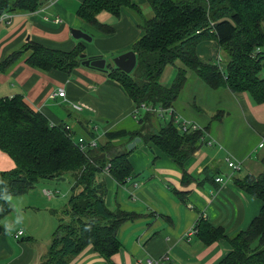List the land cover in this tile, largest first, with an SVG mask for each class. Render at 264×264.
<instances>
[{
	"label": "crops",
	"instance_id": "1",
	"mask_svg": "<svg viewBox=\"0 0 264 264\" xmlns=\"http://www.w3.org/2000/svg\"><path fill=\"white\" fill-rule=\"evenodd\" d=\"M134 1L148 15L153 13L148 0ZM82 2L49 0L32 13L15 14L10 24H0V63L29 37L49 48L61 50H72L82 44L87 55L93 57L110 54L115 57L134 49L143 32L128 10H123L121 17L108 11L99 14L101 22L115 28V33L105 35L93 26L83 24L78 15ZM57 18H62L63 22L57 23ZM73 27L87 30L96 39L93 37L91 43L75 39L71 32ZM221 51L216 38L203 40L197 47L202 61H214L219 66L223 62L220 64ZM226 68L227 65H221L222 71ZM62 89L66 92L64 97L51 98ZM212 89L235 96L242 113L221 110L218 114L206 115L208 108L203 109L197 95L187 103L180 98L182 116L205 127L206 140L202 139L195 154L181 166L165 151L141 138L130 154L133 167L130 182L121 184L109 172L100 173L99 181L106 183L108 188L107 206L114 212L120 210L130 215L117 231L120 248L107 260L94 245H89L72 256L68 264H148L150 259H161L165 264H218L229 254L232 250L229 239L247 230L264 206L263 200L237 183L247 174H254V162L249 160L254 149L240 158L246 151H241V145L237 144L244 141V133H254L255 159L263 166L264 145L261 147L260 144L264 142V102H257L247 91L233 92L225 85ZM15 95H22L32 108L46 116L51 126L67 123L77 132L76 140L80 137L90 139L88 132L93 133L92 137L100 144L107 143L109 130L125 128L133 131L137 129L139 119L147 115H142V108H137L133 98L119 85L110 82L107 73L82 64L71 72L42 71L23 60L12 69L0 72V97ZM76 102L86 103L92 109L75 111L72 104ZM207 117L211 119L204 122ZM148 119L150 129L159 128L156 115H150ZM260 149L263 151L259 152ZM232 157L233 161L239 160L243 165L247 162L248 173L239 174L240 170L232 169L227 163ZM15 167V161L0 149V171ZM218 177H223L224 182L216 181ZM70 179L74 183L73 178ZM45 196L52 200L56 194ZM12 202L10 200L11 205ZM13 204L16 209L12 207L0 221V264H38L50 246L39 244V234L34 226L29 222L24 224L26 215L22 214L18 203ZM32 210V217L41 219L48 232L43 223L44 210L38 207ZM16 217H21L23 223L17 225ZM6 223L15 233H7ZM16 227H20V231L23 229L19 237H16L19 231H14ZM210 227L213 231L221 228L223 235L208 238ZM53 228L52 225L49 234H54Z\"/></svg>",
	"mask_w": 264,
	"mask_h": 264
},
{
	"label": "trees",
	"instance_id": "2",
	"mask_svg": "<svg viewBox=\"0 0 264 264\" xmlns=\"http://www.w3.org/2000/svg\"><path fill=\"white\" fill-rule=\"evenodd\" d=\"M45 1L49 0H0V15L32 13ZM148 2L153 10L151 16L134 0H83L78 15L106 35L115 33V28L100 21L101 12L121 17L123 10H129L134 15L143 32L133 49L138 56L137 66L131 73L111 66L108 78L133 98L137 108L148 104L173 109L174 115L169 120L147 111L133 131L109 130L106 144L90 146L95 137L87 132L90 139L85 138L84 149L76 140L77 132L66 129L67 123L51 126L46 116L32 108L22 95L0 97V149L16 163L14 169L0 171V221L12 211L8 195L27 193L43 179L69 174L74 180L65 207L54 210L58 226L47 254L38 264H68L72 256L89 245H94L107 260L119 250L117 231L130 215L120 210L114 212L107 206L108 188L98 176L107 171L119 183H126L133 172L128 144L134 138L152 143L181 166L195 154L203 131L183 132L174 122L175 115L182 116L179 99L190 71L211 88L225 85L233 92L247 91L257 102H264V77L260 75L264 63V0ZM211 38H216L228 55L226 71L214 61H202L198 55L199 43ZM82 53H85L82 44L72 50H61L29 39L21 49L6 56L0 63V72L23 60L42 71L71 72L81 65ZM168 65L178 68L172 85L162 82ZM150 115L159 120L155 131L149 128ZM261 162L264 166V157ZM237 183L264 202V171L259 175L248 174ZM222 235L221 228L207 229L210 239ZM229 240L232 250L218 264H264V206L247 230Z\"/></svg>",
	"mask_w": 264,
	"mask_h": 264
},
{
	"label": "rangeland",
	"instance_id": "3",
	"mask_svg": "<svg viewBox=\"0 0 264 264\" xmlns=\"http://www.w3.org/2000/svg\"><path fill=\"white\" fill-rule=\"evenodd\" d=\"M48 2L49 1H45L44 4H47ZM151 15H148V16H151ZM57 19H56L57 23L63 22L62 18L61 19L59 18L60 20H57ZM83 24L89 25L85 22H83ZM77 28H79V27H77ZM86 32H87V30H86ZM89 34L92 37H95V39H96V36H93L91 33H89ZM85 42H88V41H85ZM91 42H88V43H91ZM24 44L16 50L21 49L24 46ZM16 50H14V51H16ZM106 57H107V62L111 63L113 65V59L115 58V57H113V54H110L109 56H106ZM221 57H222V59L220 58V60H221L220 64L223 61L221 65L222 66L227 65L226 61H227L228 55L224 50L221 51ZM218 62H219V60H218ZM178 65H181V63H178ZM221 65H220V67H221ZM82 66H84V65H82ZM98 71H102L104 73L108 72V71H103V70H98ZM177 71H178L177 66L168 65L164 71L163 82L167 85H172L176 79ZM107 75H108V73H107ZM260 75L264 77V63L260 69ZM188 82H190V83L186 84V86L184 87V89L182 91L181 97H180L181 99L183 98V103L190 102L192 100V97L194 95H197V98H199V100H197V101L201 103L200 105L203 104V109H205L206 107L208 108L207 110H205L206 115L211 114L212 112L218 114V112H220L221 110L231 111L232 113L236 112L238 114L242 113V108L236 102L237 98L235 96L233 97V95L228 94V92L222 91V90L219 92L213 91V89L210 88L194 72L190 71L188 73ZM193 82H195V83H193ZM195 92H197V93H195ZM198 92H200V93L198 94ZM141 113L143 116H145L144 114H146V111L142 108ZM167 117H169V116H167ZM170 117L168 118V120L170 119ZM210 119H211V117L210 118L207 117V119H203V120H204V122H208L207 120H210ZM230 121L231 120H229L228 122H230ZM151 131H155V130L153 128H151ZM243 137H245L244 141H242L241 144H237V145H241V151L245 150L246 153L241 155L240 158H243L247 154L248 150L254 149L252 157L249 158V160L251 162H254L253 173L256 175H259L260 173H262L264 171V167L260 164L259 159H255V155H256L255 154V147H254L255 146V135L252 132L251 133H244ZM260 150L261 151H259V152L263 151V149H260ZM240 158H238V159H240ZM231 159L233 160L234 158L232 157ZM236 162L240 163L239 160L238 161L236 160ZM255 162H256V167H255ZM246 164H247V162H245L244 165L241 164V169L238 172L239 174L248 173ZM69 177H72V176L69 175ZM69 177L67 178V181H65V182L64 181H57L56 179H43L39 183H37V185H36L37 187L33 188L32 190L28 191L27 193L12 196L11 200L13 202L18 203V208L21 209L22 214L26 215L24 217V220H25L24 224H27V222H29L31 225L34 226V230L37 232V234H39V237L37 238V240H38L40 245H48V247H49L51 244L50 241L52 239L53 232H51V234H49L50 229L52 231V225H53V227H55V228H53L55 230L58 226V218L53 214V212H54V210H62L65 207V205L68 201V198L72 193V187H73L74 183L71 179L69 180ZM45 190H47V191L50 190L52 192V196H54V194H56V197L52 200L47 199V197L45 196L46 194H43V191L45 192ZM13 202H12V205H13L12 207H13V210H15L16 206L13 204ZM33 207H38V208L44 210L43 212H45L46 217H44L43 223H45L46 227L49 229L48 232L45 231V228L43 227V225L41 223L42 221H40L41 219H36V218L32 217L34 215V212L32 210ZM42 213H38V215H41ZM49 224H50V228H49ZM19 229H20V227H16L14 229V231H20ZM55 230H53V231H55ZM12 233H15V232L12 231ZM25 238H26V236H25Z\"/></svg>",
	"mask_w": 264,
	"mask_h": 264
},
{
	"label": "built area",
	"instance_id": "4",
	"mask_svg": "<svg viewBox=\"0 0 264 264\" xmlns=\"http://www.w3.org/2000/svg\"><path fill=\"white\" fill-rule=\"evenodd\" d=\"M15 14L13 12H4L0 15V24H10L12 19L14 18ZM57 20H60L59 18ZM60 96V97H64L66 95V92L64 89L60 90L59 92H55L51 95V98H56V96ZM72 108L73 110L75 111H83V110H91L92 108L87 105L86 103H82V102H76V103H73L72 104ZM141 108H144L146 109L147 111H151V112H155L158 114L159 117H166L167 116H172L173 114V109L171 108H165L163 106H152V105H148V104H142ZM136 112V111H135ZM174 115V114H173ZM174 122L176 125L180 126L181 130L183 132H192V131H204V127L201 126L199 123H197L196 121H193V120H190V119H187V118H184L183 116L181 115H175V119H174ZM66 129L69 130V131H72L73 129L71 128L70 125L66 124ZM203 140H206V137L205 135L203 136L202 138ZM78 141L80 143H82V148H86V143H87V140L84 138V137H80L78 139ZM208 142L211 143V140L208 139ZM98 145V141L97 139L93 138L91 139V144L90 146L92 147H96ZM264 145V142H262L260 144V146L262 147ZM228 163H229V166L234 169V170H240L241 169V162L238 163L236 161H233L231 159H228ZM107 172V171H106ZM132 180V176H128L126 178V183L130 182ZM216 181L218 182H221L223 183L224 182V179L223 177H218L216 178ZM45 194L48 196V197H51L52 196V192L49 190H45ZM23 234V231H19L17 234H16V237H19L20 235ZM148 264H165L161 259H150L148 260Z\"/></svg>",
	"mask_w": 264,
	"mask_h": 264
},
{
	"label": "water",
	"instance_id": "5",
	"mask_svg": "<svg viewBox=\"0 0 264 264\" xmlns=\"http://www.w3.org/2000/svg\"><path fill=\"white\" fill-rule=\"evenodd\" d=\"M72 36L75 39H81L88 42H91L93 40V37L87 33L82 28H76L73 27L71 29ZM30 37L28 38V40ZM80 58L82 59L81 64L90 68H95L97 70H103V71H109V68L111 66H114L115 68H118L126 73H131L134 71V69L137 66L138 63V56L137 53L134 50H129L124 53H121L113 59V65L111 63L107 62V58L100 56V57H93L88 56L87 53H82L80 55ZM141 137L134 138L129 144L128 149L133 150L135 146L141 142ZM57 181H67V178L65 176H61L56 178Z\"/></svg>",
	"mask_w": 264,
	"mask_h": 264
},
{
	"label": "clouds",
	"instance_id": "6",
	"mask_svg": "<svg viewBox=\"0 0 264 264\" xmlns=\"http://www.w3.org/2000/svg\"><path fill=\"white\" fill-rule=\"evenodd\" d=\"M6 198L9 199V200L12 199V197L10 195H8ZM0 211H2V209H0ZM23 219L21 217H16V223H17V225L22 224L23 223ZM5 227H6L7 233L10 235L11 232H12V228H11L10 224L9 223H6L5 224Z\"/></svg>",
	"mask_w": 264,
	"mask_h": 264
}]
</instances>
